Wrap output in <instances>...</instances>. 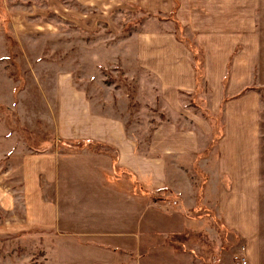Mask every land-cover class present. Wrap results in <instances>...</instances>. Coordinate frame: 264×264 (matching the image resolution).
<instances>
[{
  "label": "crops",
  "instance_id": "obj_1",
  "mask_svg": "<svg viewBox=\"0 0 264 264\" xmlns=\"http://www.w3.org/2000/svg\"><path fill=\"white\" fill-rule=\"evenodd\" d=\"M180 1L181 14L189 9L192 17L189 23L195 28L198 27L196 19L206 15L202 28L212 35L205 49L207 90L211 88L206 97L215 98L211 110L215 115L222 110L224 123L215 157L212 160L199 158L210 141L209 126L199 123L197 128H181L175 122H165L150 138H141L127 131L122 121L86 111L87 104L90 107L91 104L85 102V95L82 97L81 93L70 90L67 95L73 101L71 107L82 113L67 115L65 123L59 125V139L108 145L117 156V167L111 155L88 148L64 153L34 151L7 126L4 132L0 123V160L6 159L5 169H0V212L7 215V223L0 218V231L7 230L9 235L27 231L55 232L60 237L84 243L79 245L89 257L96 252L105 256L103 247L135 255L140 241L144 240L148 243L147 258L154 261L156 240L162 235L183 233L185 224L182 228L166 230L163 227L164 231L161 230L156 220V206L160 203H145L133 192H125L109 177L122 172L144 190L169 189L170 195L175 194L181 200L177 201L180 208L193 209L195 201L184 206L183 195L185 185L193 189L191 195L195 193L199 174L196 175L194 164L198 162L208 179L203 198L206 206L217 211L239 242L227 253L229 261L224 256L220 263L243 264L241 259H244L245 264H264L260 117L257 96L252 90L254 72L261 58L258 39L253 37L256 34V12L253 11L260 0ZM4 3L7 13V0ZM28 12L19 9L18 15L12 12L9 17L16 22V17L26 19ZM27 30L32 32L27 24H16L15 34H26ZM198 30L201 29L198 27ZM168 45L170 52H166L165 45L163 54L167 82L163 93L169 96L171 105L177 107L181 102L177 92L193 94L197 89L195 64L177 38ZM142 60L146 63V58ZM177 256L183 258V255H171ZM236 257L240 258L237 262ZM93 263L92 260L86 262Z\"/></svg>",
  "mask_w": 264,
  "mask_h": 264
},
{
  "label": "rangeland",
  "instance_id": "obj_2",
  "mask_svg": "<svg viewBox=\"0 0 264 264\" xmlns=\"http://www.w3.org/2000/svg\"><path fill=\"white\" fill-rule=\"evenodd\" d=\"M180 6L181 1L172 18L174 2L164 0H7L6 13L4 0H1L0 123L4 132L8 127L25 143L31 142L27 143L30 148L34 145L41 151H78L71 143L59 139V125L65 123L67 115L82 113L71 107L73 101L67 92L74 90L82 97L85 95V102H90L91 107L87 104L86 111L122 121L127 131L141 138H150L154 130L165 122H175L181 128H197L199 123L209 126L210 141L200 159L208 157L212 160L224 130L222 110L215 115L211 110V102L215 105V98L210 100L209 96L206 97L211 88L207 90L205 49L212 35L209 36L202 28L206 15L196 19L201 29L198 30L189 23L192 18L189 9L181 14ZM19 9L31 13L28 12L26 19L16 17V22H13L9 15L12 12L18 15ZM253 12H256V34L253 37L258 39L261 58L254 72L252 90L259 104L261 186L264 190V0L256 3ZM175 20L181 24V30ZM16 24H27L32 32L27 30L26 34H15ZM5 29L11 32L15 45H10ZM176 38L187 48L194 64L195 54L190 46L198 50L196 53L200 55L204 76L201 91L176 93L181 102L174 107L169 96L163 93L167 85L163 54L164 46L167 45L166 52H170L168 44ZM143 58H146V63ZM225 85L228 86L227 83ZM213 90L211 94L214 95ZM5 164L6 159H1L0 169L4 170ZM197 168L200 170L198 162H195L194 171L199 174L195 180V193L191 195L193 189L185 185L183 195L184 206L188 207L195 201L193 209L180 208L177 201L181 200L175 194L170 195L169 189L144 190L122 172L109 177L125 192H133L145 203H160L156 206V220L161 230L182 228L185 224L187 238L181 239L182 251L166 244L168 234L156 240L157 257L154 261L147 258L148 243L144 240L140 241L135 255L103 247L105 256L93 249L96 253L89 257L79 245L84 243L60 237L55 232L27 231L9 235L7 230H1L0 264H86L90 260L95 262L93 264H221L224 256L228 262L227 253L239 242L217 211L206 206L203 198L208 179ZM156 197L165 201L157 202ZM1 217L7 223V215L5 217L0 212ZM163 245L168 248L161 249ZM171 253L183 255V258L171 257ZM239 259L236 257L235 262Z\"/></svg>",
  "mask_w": 264,
  "mask_h": 264
},
{
  "label": "trees",
  "instance_id": "obj_3",
  "mask_svg": "<svg viewBox=\"0 0 264 264\" xmlns=\"http://www.w3.org/2000/svg\"><path fill=\"white\" fill-rule=\"evenodd\" d=\"M179 1L180 0H173L174 7H173V11H172V13H173L172 14L173 15L172 18L175 17V13L177 12V10L179 8ZM172 18H170V20H172ZM175 22L177 23V28L179 30H181V24L178 23L177 20H175ZM5 36H6L7 40L9 41L10 45L12 46L14 44L15 40L13 39V36L11 35V32L9 31V29H5ZM181 41H183V40H181ZM15 44H16V42H15ZM190 49L192 51H194V54H195L194 58H195L196 79H197V83H198V88H197V92H198V90L201 91V81H202V78L204 76V73H203V69H202V65H201L200 55H197V53H196V52H198V50L193 45L190 46ZM1 108L2 107L0 106V109ZM3 108L6 109V107H3ZM7 109L9 110L8 107H7ZM19 129H22V128H19ZM65 142L71 143L73 145V147H75L78 150H82L84 148H88L90 150H94L95 152H99V153L100 152H105L106 154H109V155H111L113 157V165H114V167H117V164H118L117 163V156L113 152V148L110 147V146H108V145H105V144H102V143L87 142V141H83V140H78V141H65ZM27 143H28V145L31 144V142L29 143L28 141H27ZM33 146H31V148H34ZM32 150L37 151V152H44V151L46 152V150L41 151V149H38V148H34ZM202 156L203 155H200L199 158H201ZM164 190H168V189H164ZM155 201H157V202H160V201L164 202L165 199L156 197L155 198ZM198 206H200V205H198ZM183 238H187L186 237V234L184 232L183 233L170 234L168 236V238L166 239V244L168 246H171V247L173 246V249L176 250V251H178L177 249H179L180 251H182V244H183V242L181 241V239H183ZM184 242H186V241H184ZM178 245L181 246V249L179 248Z\"/></svg>",
  "mask_w": 264,
  "mask_h": 264
},
{
  "label": "built area",
  "instance_id": "obj_4",
  "mask_svg": "<svg viewBox=\"0 0 264 264\" xmlns=\"http://www.w3.org/2000/svg\"><path fill=\"white\" fill-rule=\"evenodd\" d=\"M242 263L245 264V260L244 259H241Z\"/></svg>",
  "mask_w": 264,
  "mask_h": 264
}]
</instances>
